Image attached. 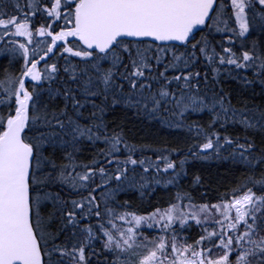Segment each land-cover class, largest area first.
<instances>
[{"label": "snow or ice", "instance_id": "1", "mask_svg": "<svg viewBox=\"0 0 264 264\" xmlns=\"http://www.w3.org/2000/svg\"><path fill=\"white\" fill-rule=\"evenodd\" d=\"M0 62V264H264V0H0ZM189 157L241 178L194 194Z\"/></svg>", "mask_w": 264, "mask_h": 264}, {"label": "trees", "instance_id": "2", "mask_svg": "<svg viewBox=\"0 0 264 264\" xmlns=\"http://www.w3.org/2000/svg\"><path fill=\"white\" fill-rule=\"evenodd\" d=\"M2 63L3 62H0V64ZM224 86L229 90L236 89L238 87L234 81H226ZM257 92H259V89H257ZM245 95L247 96L248 94L245 93ZM235 100V93H233L234 103ZM254 102H261L259 96L254 99ZM129 116L131 117V114H129ZM192 118L196 119L197 117ZM123 130L129 141L132 143L150 144L161 149L179 148L181 150L180 154H173L172 156V158L177 161L183 158L184 153L187 152L188 147L193 143L191 138L184 132L163 128L156 123H141L134 118H130L124 122ZM84 155L89 156L90 154L85 153ZM152 158L155 159V156L153 155ZM185 170L187 175L182 177L181 186L192 190L194 194L197 195L201 192L207 191L208 196L212 198L213 201L217 192H223L234 186L236 181L241 178V173L232 168L230 164L212 159L204 160L189 157L188 163L185 165ZM197 176L200 177V185H195L193 183ZM168 195V192L161 188H157L154 194L146 192L143 201H141L140 194L138 192H129L122 195L121 199L129 200L134 208H139L143 211L144 209L150 210L151 205L162 203L164 200H167Z\"/></svg>", "mask_w": 264, "mask_h": 264}]
</instances>
